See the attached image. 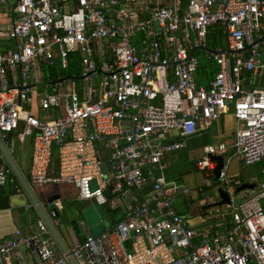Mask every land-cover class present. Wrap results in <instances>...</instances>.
Returning <instances> with one entry per match:
<instances>
[{"label": "built area", "instance_id": "2783aa9c", "mask_svg": "<svg viewBox=\"0 0 264 264\" xmlns=\"http://www.w3.org/2000/svg\"><path fill=\"white\" fill-rule=\"evenodd\" d=\"M0 6L8 13L0 39L15 42L0 52V138L10 154L15 141L30 140L28 184L68 186L79 201L112 208L127 200L122 219L66 253L38 217L30 232L17 229L0 242V264H70L68 258L264 264V0H0ZM197 51L204 52L203 63ZM75 54L83 95L71 78L38 76L56 59L66 68ZM209 68L207 85H199L198 73L208 75ZM13 71L19 78L10 82ZM38 84L48 90L38 94ZM34 105L41 116L30 110ZM230 108L234 156L246 166L261 163L262 179L234 196L238 205L226 207L227 221L207 215L205 224L213 226L193 228L176 210L189 190L167 178L166 163L202 124ZM227 150L226 142L203 147L195 168L205 187L213 185L212 157ZM11 177L2 166L0 187ZM218 182L231 200L241 185L224 169ZM213 202L198 199L200 207ZM57 207L49 208L54 225Z\"/></svg>", "mask_w": 264, "mask_h": 264}, {"label": "crops", "instance_id": "0c3cea01", "mask_svg": "<svg viewBox=\"0 0 264 264\" xmlns=\"http://www.w3.org/2000/svg\"><path fill=\"white\" fill-rule=\"evenodd\" d=\"M7 23H8L7 9L5 7L0 6V26H6ZM14 46H15L14 41L8 40L6 38L0 39V52H5L7 50L13 49ZM70 59H78L80 61L79 56L77 54H75L74 56H71ZM43 68H46V67H42V69ZM208 71H209L208 75L202 72L198 73L197 82L199 85H207V78H210L213 74V70H211L210 68ZM61 75L62 74H60L58 78L65 79V77H61ZM38 76L41 78L42 81L46 82V80L41 77L40 73L38 74ZM18 78L19 76L17 72L15 71L11 72L10 77H9L10 82H13V80L17 81ZM66 78H71V77H66ZM71 82L74 86L75 91L79 95H83V90H85V86L80 89H77L72 78H71ZM47 90L48 89H45V86H43L42 84H38L36 86V91L38 94H41L42 92L47 91ZM30 110L33 112L34 115L41 116V111L38 109L37 106L34 105L33 107L30 108ZM56 117H59V112H57ZM235 128H236V122L233 117L231 108L226 114L221 116V118L218 121H211L207 125L202 124L196 134L184 140L183 148H181L180 150H178L177 152H175L173 155H171L168 158V161L166 163L168 167V171L166 172L167 178L171 181H175L174 179L170 177L173 171L172 169L175 168V166L178 164L188 162L192 155L195 154V156H198L199 154H201L204 146L208 144H216L218 142H226V144L228 145V150L226 154H223L220 156H224L225 163H224L223 169L226 171L227 175L229 177L238 179L241 182V184H244V183L253 184L254 180L260 181L262 179L261 178L259 180V177H261L260 168H259L258 173H254L251 176H246L245 180L241 181L239 163H243V162L238 157L234 156L235 151H234V148H232L231 146V144L234 141ZM176 140L179 141L180 139L176 137V139L170 140L169 142L176 141ZM19 146H20L21 152L18 155V160H19L18 165L19 167H22V169H24L25 174H26L25 177L26 179H28V169H29V165L31 161L30 160L31 159V142L30 140L27 139V140H24V142H22ZM259 165L260 167L262 166V164H259ZM2 166H6V164L4 163L0 155V168ZM49 173L51 175H54L56 173V158L55 157L52 160ZM181 176H182L183 182H178V183H180L181 185H183L185 188L189 190V195L184 196V198L191 197V198H194V201L197 200L198 202V199L200 200L199 197L202 196V190L206 188L203 185L202 176H200V173L198 174V171L196 169L193 172L190 171V172L183 173ZM11 179L12 177L10 178V182L6 186L0 187V242L6 239H9L11 235L14 233V231L17 229L25 233H28L24 226H27V222L30 220L36 224V221L38 219V216L33 212L32 208H30L31 204L30 202H28L21 188ZM245 190H252V189H245ZM34 192L48 215L50 213L49 208L51 207V205L53 204L60 205V207H57L59 208L58 214L60 218L59 219L56 217L53 218V220L57 222L55 224L56 228L60 226L61 225L60 215L62 214L66 197H68L71 193L73 195H76V191L73 188L68 187V186L46 185L44 187L34 189ZM137 195L141 199V195L139 194ZM123 200L127 204V200L125 199ZM77 201H79L78 198H77ZM79 202H84V201H79ZM119 208L120 206L118 204L117 207L112 208V209L119 210ZM203 208L204 207H200L198 203V209H199L198 213L199 214L201 211L204 212V210L207 209V206L205 207V209ZM126 209L127 207H125L124 209L122 208V211H121L122 217L124 216V212L126 211ZM229 211L230 209L223 207L222 212H219V211L217 212L223 215L224 217L223 222L228 220ZM184 216L186 217L188 224L193 228L201 229L205 225V223L203 224L204 220H202L201 215L189 216L188 213H185ZM75 226L76 225L73 224V227H74L73 231L75 233L72 230L64 231L62 229L60 231L62 232L61 236L68 250L80 244L87 235L89 236L87 232H85V234H80V232H78L79 230H77L76 229L77 227ZM224 227L225 226L220 225L218 226L217 229L222 230ZM30 231L31 229L29 230V232Z\"/></svg>", "mask_w": 264, "mask_h": 264}, {"label": "rangeland", "instance_id": "374dc122", "mask_svg": "<svg viewBox=\"0 0 264 264\" xmlns=\"http://www.w3.org/2000/svg\"><path fill=\"white\" fill-rule=\"evenodd\" d=\"M219 47L223 48V42L221 39L218 40ZM204 55L203 51H197L196 56L201 59V62L203 63L204 60H202V56ZM81 72L82 67L80 64V61L78 59H69L68 66L63 69L61 66V63L59 59H56L55 66L51 68L50 70L46 68L40 69L41 77L44 78L46 81L48 80H56L61 75V77H71L73 82L76 85L77 89H80L84 87L86 84L80 79L81 78ZM20 143L15 141L14 142V150L15 152L12 153L13 159L16 161L17 164H19L18 155L20 154ZM203 158V154H199L198 156L192 155L190 160L188 162H184L181 164H178L173 168L171 173V178L174 179L177 182H183L182 180V174L190 171H194L195 163ZM261 164V163H260ZM240 167V175H241V181L245 180L246 176H251L254 173H258L260 165H252V166H246L243 163H239ZM196 174V173H195ZM194 174V175H195ZM199 174V173H198ZM201 176V175H200ZM261 177H259V180ZM222 189L221 183H215L212 187H206L202 190V196L199 198L201 200H212L214 202L217 201L215 196V190ZM119 203V210H113L111 203H107L104 206H100L96 203L95 200H90L86 202H79L77 201L76 195H73L72 193L66 197L63 211L61 216V225L57 227V230L60 232L62 229L64 231L67 230H74L73 224L76 225V229L79 230L80 234H85L87 232L91 236H97L101 234L104 229L108 228L111 221L117 222L120 219H122V208L124 209L127 207V204L123 199H118ZM212 205V204H208ZM208 208V207H207ZM200 209V208H199ZM198 209V202L197 200L194 201V198L191 197H185V198H179L176 201V210L178 213L185 215V213H188L189 216H197L201 215L202 220H204V217L206 215L210 214H217L220 216V213L223 211V207H210L208 209H205L204 212L201 211L200 214ZM61 213V212H60ZM205 213V214H204ZM206 223L205 220L203 224ZM213 226V223H207L204 225V227L207 226ZM35 226V223H33L31 220L27 222V226H24L26 228V231L29 232L31 228ZM203 228V227H202ZM74 232V231H73ZM62 232H60L61 234ZM75 233V232H74Z\"/></svg>", "mask_w": 264, "mask_h": 264}, {"label": "water", "instance_id": "95a60500", "mask_svg": "<svg viewBox=\"0 0 264 264\" xmlns=\"http://www.w3.org/2000/svg\"><path fill=\"white\" fill-rule=\"evenodd\" d=\"M0 155L4 163L10 169L12 176L18 183L21 190L23 191L28 202H30L33 212L44 222L50 235L52 236L53 240L55 241L60 251L62 253H66L68 251V248L66 247V244L60 232L57 230L56 226L54 225L52 220L49 218L47 212L44 210L42 204L40 203L38 197L36 196L34 192V189L31 188L30 185L28 184L27 179L25 175L23 174L21 167H19V165L13 159L12 155L8 152V150L3 145L1 138H0ZM212 160L216 161L217 163V166L214 170V178L212 181V184H215V183H219L218 178H219L220 172L224 168L225 162H224V156H214L212 157ZM107 168H108V164H103L101 166V169L103 172H105ZM254 187H255V184H247V183L241 184L238 188L234 190L233 197L245 189H254ZM215 196H216L217 201L213 202L212 205L207 206L208 208L210 207L221 208V207H227V206L236 208L238 205L237 198L234 197L231 200L230 195L222 189L215 190ZM203 209H205V207ZM210 215L214 217H218L217 214H210ZM56 218L58 219L60 218L58 212L56 213ZM68 262L70 264H75L72 258H68Z\"/></svg>", "mask_w": 264, "mask_h": 264}, {"label": "trees", "instance_id": "16d2710c", "mask_svg": "<svg viewBox=\"0 0 264 264\" xmlns=\"http://www.w3.org/2000/svg\"><path fill=\"white\" fill-rule=\"evenodd\" d=\"M184 2L185 1H187V0H183ZM203 65L204 64H202V68H203ZM21 169H22V167H21ZM22 172H23V174L26 176V174H25V171H24V169H22ZM11 180H13L17 185H18V183L16 182V180L14 179V177L12 176V179ZM19 186V185H18ZM112 221V220H111ZM116 222H111V224L110 225H113V224H115Z\"/></svg>", "mask_w": 264, "mask_h": 264}]
</instances>
